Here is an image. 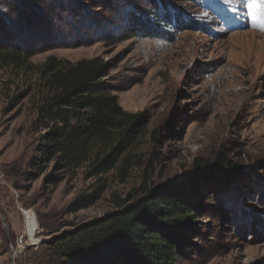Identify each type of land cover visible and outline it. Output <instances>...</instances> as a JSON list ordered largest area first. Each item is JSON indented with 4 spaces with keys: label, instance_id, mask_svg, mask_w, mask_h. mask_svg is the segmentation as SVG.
Here are the masks:
<instances>
[{
    "label": "rangeland",
    "instance_id": "obj_1",
    "mask_svg": "<svg viewBox=\"0 0 264 264\" xmlns=\"http://www.w3.org/2000/svg\"><path fill=\"white\" fill-rule=\"evenodd\" d=\"M56 1L38 26H12L24 61L0 63V264H65L69 233L143 187L179 185L199 191L178 264H264V0ZM142 14L148 20L131 29ZM0 19L3 34L12 20ZM49 57L100 58L119 106L145 114L131 153L137 167L124 180L105 177L102 199L76 212L72 201L94 179L47 162L33 127ZM220 152L236 167L231 174L217 166ZM201 161L207 172L194 166ZM20 210L35 216V245L13 253Z\"/></svg>",
    "mask_w": 264,
    "mask_h": 264
},
{
    "label": "trees",
    "instance_id": "obj_2",
    "mask_svg": "<svg viewBox=\"0 0 264 264\" xmlns=\"http://www.w3.org/2000/svg\"><path fill=\"white\" fill-rule=\"evenodd\" d=\"M56 2L0 0V15L13 22L9 21L8 32L0 33V63L24 61L20 53L24 49L12 43L15 32L21 31L12 26H38L45 11L57 9ZM148 18L147 14L131 17L130 28ZM106 72L100 58L71 63L49 57L39 68L42 89L33 121L42 141L39 152L65 173L83 170L86 178L94 179L90 193L72 201L74 212L102 199L108 190L105 177L114 174L124 180L139 163L131 153L141 146L138 134L145 114L126 112L119 106L118 97L102 80ZM216 164L226 166L228 174L236 168L221 152ZM194 166L201 172L209 170L207 162ZM163 187H143L140 195H127L113 211L69 233L59 257L65 264H178L182 235L193 229L197 219L199 188Z\"/></svg>",
    "mask_w": 264,
    "mask_h": 264
},
{
    "label": "built area",
    "instance_id": "obj_3",
    "mask_svg": "<svg viewBox=\"0 0 264 264\" xmlns=\"http://www.w3.org/2000/svg\"><path fill=\"white\" fill-rule=\"evenodd\" d=\"M4 184L3 173L0 171V185ZM23 224H24V232L17 236L11 245V251L13 253H17V251L22 250L25 246L32 244L30 238L35 237L36 232V222L34 214L29 210H20ZM32 235V236H30ZM29 241V244L27 243ZM18 251V252H19Z\"/></svg>",
    "mask_w": 264,
    "mask_h": 264
},
{
    "label": "bare ground",
    "instance_id": "obj_4",
    "mask_svg": "<svg viewBox=\"0 0 264 264\" xmlns=\"http://www.w3.org/2000/svg\"><path fill=\"white\" fill-rule=\"evenodd\" d=\"M30 236H32V235H30ZM31 240L30 241H34L32 238H30ZM29 245H35V243L33 242L32 244H29Z\"/></svg>",
    "mask_w": 264,
    "mask_h": 264
}]
</instances>
